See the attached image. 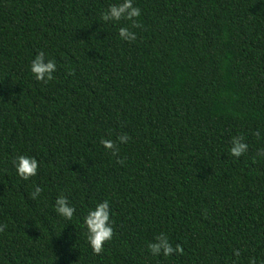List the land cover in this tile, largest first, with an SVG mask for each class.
Masks as SVG:
<instances>
[{
	"label": "trees",
	"instance_id": "trees-1",
	"mask_svg": "<svg viewBox=\"0 0 264 264\" xmlns=\"http://www.w3.org/2000/svg\"><path fill=\"white\" fill-rule=\"evenodd\" d=\"M120 2L0 0V264H264V0H133L132 42L130 21L102 20ZM104 200L114 236L95 254L83 220ZM162 232L182 255L151 254Z\"/></svg>",
	"mask_w": 264,
	"mask_h": 264
},
{
	"label": "clouds",
	"instance_id": "clouds-1",
	"mask_svg": "<svg viewBox=\"0 0 264 264\" xmlns=\"http://www.w3.org/2000/svg\"><path fill=\"white\" fill-rule=\"evenodd\" d=\"M141 9L134 6L133 0H122L118 4H110L107 9L102 13V20L108 21H130V26H122L118 29V34L121 39L132 42L137 39L135 32L131 28L142 27L137 18L141 16ZM30 71L35 76L36 80L48 83L53 80L54 72L56 71V62L53 59H45L44 51H40L30 63ZM259 137L260 133H254ZM120 143H127L130 139L127 133H122L118 136ZM100 143L116 156L117 162L123 164L124 159L119 158V147L116 141L102 138ZM248 151V144L244 142L242 135L234 136L232 138V145L230 154L239 158L241 155ZM258 156H264V149H261ZM13 163L16 167L17 174L23 180H29L31 177L37 175L39 168V161L32 156L20 154L13 158ZM43 189L36 185L34 191L30 193L32 199H37ZM55 211L60 216L71 220L76 209L69 204L68 198L65 195H60L55 201ZM84 226L86 228V238L95 254H101L104 251V245L110 241L114 236V229L111 223V208L108 200L99 202L95 208L89 209L84 216ZM7 225H0V233L4 232ZM148 249L154 256L163 255L165 257L171 256L174 253L182 255L184 248L181 244L177 243L175 246L169 240L165 233H160L155 237L153 242L148 243ZM234 254L238 257L240 251L234 249ZM249 264H256V259H250Z\"/></svg>",
	"mask_w": 264,
	"mask_h": 264
}]
</instances>
